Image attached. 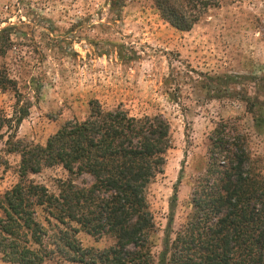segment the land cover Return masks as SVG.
<instances>
[{"label": "rangeland", "instance_id": "rangeland-1", "mask_svg": "<svg viewBox=\"0 0 264 264\" xmlns=\"http://www.w3.org/2000/svg\"><path fill=\"white\" fill-rule=\"evenodd\" d=\"M199 15L190 31H180L153 0H0V31L13 27L0 71L16 82V90L0 93V194L20 181L17 142L45 145L67 121L85 120L94 100L105 111L162 114L170 123L164 173L148 190L157 258L175 186L181 177L173 240L193 212L209 137L220 123L237 122L245 131L264 174V131L256 129L247 102H264V0H218ZM23 110L28 116L18 124ZM30 178L58 194L70 177L55 166ZM92 182L86 175L77 180ZM79 238L84 247L113 244L109 237ZM0 264L11 263L0 254Z\"/></svg>", "mask_w": 264, "mask_h": 264}, {"label": "trees", "instance_id": "trees-1", "mask_svg": "<svg viewBox=\"0 0 264 264\" xmlns=\"http://www.w3.org/2000/svg\"><path fill=\"white\" fill-rule=\"evenodd\" d=\"M153 1L161 17L180 31H190L202 11L218 5V0ZM12 31H0L6 35L0 54L11 46ZM7 90H16V82L0 71V93ZM247 102L256 129L264 131V102ZM90 108L85 120L67 121L45 145L18 141L12 149L21 156L20 181L0 194L5 263L264 264V174L237 122H222L210 135L208 165L192 194L193 212L173 240L179 178L157 258L148 190L164 173L170 123L162 114L136 117L122 107L105 111L97 100ZM26 116L23 110L17 123ZM55 166L70 177L60 183L58 194L30 178ZM84 175L93 182L78 184ZM81 234L96 241L109 237L113 244L84 247Z\"/></svg>", "mask_w": 264, "mask_h": 264}]
</instances>
